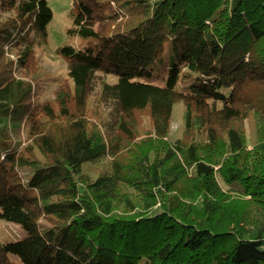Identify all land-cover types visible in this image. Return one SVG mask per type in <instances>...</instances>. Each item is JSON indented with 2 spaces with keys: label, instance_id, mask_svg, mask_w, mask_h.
Wrapping results in <instances>:
<instances>
[{
  "label": "trees",
  "instance_id": "trees-1",
  "mask_svg": "<svg viewBox=\"0 0 264 264\" xmlns=\"http://www.w3.org/2000/svg\"><path fill=\"white\" fill-rule=\"evenodd\" d=\"M74 1L0 0V264H264V0Z\"/></svg>",
  "mask_w": 264,
  "mask_h": 264
},
{
  "label": "rangeland",
  "instance_id": "rangeland-1",
  "mask_svg": "<svg viewBox=\"0 0 264 264\" xmlns=\"http://www.w3.org/2000/svg\"><path fill=\"white\" fill-rule=\"evenodd\" d=\"M48 5L53 11V20L48 25L49 43L51 50H56L62 46L76 45V37L69 34L70 29L73 27V15L72 8L74 0H46ZM46 69L52 73H58L63 71L64 63H51L48 64ZM55 76V74H54ZM48 88H52V85L47 83ZM182 103H176L174 105L173 122L171 127L170 139L174 141L180 133V125L182 122ZM251 121H246V136L248 143L251 145L257 139L256 130ZM29 236L27 228L17 223H7L0 219V241L2 243L13 242L17 240H23ZM13 259L18 260L14 255Z\"/></svg>",
  "mask_w": 264,
  "mask_h": 264
}]
</instances>
